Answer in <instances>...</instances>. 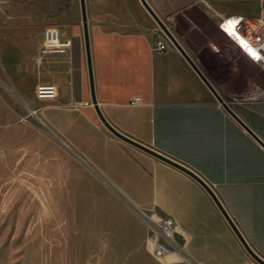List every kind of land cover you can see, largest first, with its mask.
Masks as SVG:
<instances>
[{
	"label": "crops",
	"instance_id": "crops-1",
	"mask_svg": "<svg viewBox=\"0 0 264 264\" xmlns=\"http://www.w3.org/2000/svg\"><path fill=\"white\" fill-rule=\"evenodd\" d=\"M129 1L148 17L140 0H98L97 14L92 13L89 20L95 95L101 111L123 134L198 173L215 190L253 251L264 259V148L181 53L170 44V51H154L160 35L156 28L123 29L122 5ZM147 1L164 21H184L199 36L203 35L194 13L221 30L226 17L255 18L264 11V0H256L253 7L251 0L230 5L216 0ZM60 29L71 40L68 51L39 60L44 29L34 54L21 51L20 41L1 42L5 44L1 58L5 81L16 89L22 104L33 103L30 108L36 110L39 126L66 140L82 160L69 154L104 186L114 187L146 213L172 216L190 263L259 264L196 179L118 138L102 123L92 101L82 25ZM234 44L238 57L219 54L216 58L222 61L224 87L239 80L236 92L242 99L234 102L224 92L219 94L264 141V87L257 84L264 72L256 66L251 69L253 62ZM40 84L54 85L56 97H34ZM136 97L139 100L134 102ZM5 117H9L7 109Z\"/></svg>",
	"mask_w": 264,
	"mask_h": 264
},
{
	"label": "rangeland",
	"instance_id": "rangeland-1",
	"mask_svg": "<svg viewBox=\"0 0 264 264\" xmlns=\"http://www.w3.org/2000/svg\"><path fill=\"white\" fill-rule=\"evenodd\" d=\"M86 2L90 20L92 13L97 14L98 0ZM128 3L122 5L125 31L152 25L168 41L167 51L171 46L180 53L149 14L144 17L134 2ZM257 4L250 1L252 7ZM193 18L203 36L184 21L165 23L215 89L230 101L241 100L236 92L239 80L224 87L222 61L216 58L219 54L236 58L238 48L206 18L197 13ZM75 23L82 25L80 0H0V264H192L174 254L155 256L144 211L131 208L91 176L71 151L39 126V117L21 119L33 103H18L5 89L1 42L20 41L21 51L34 54L40 31ZM250 65L261 70L255 63ZM257 84L264 87V75Z\"/></svg>",
	"mask_w": 264,
	"mask_h": 264
},
{
	"label": "built area",
	"instance_id": "built-area-1",
	"mask_svg": "<svg viewBox=\"0 0 264 264\" xmlns=\"http://www.w3.org/2000/svg\"><path fill=\"white\" fill-rule=\"evenodd\" d=\"M230 22H232L231 26H229ZM220 27L222 32L238 45L241 53L258 65L264 72V11L259 17L255 18H245L243 16L226 17L221 21ZM233 34L242 37L244 43L237 41ZM70 46L71 40L67 38L63 30L56 26H48L43 31V43L39 50L38 60L41 57L52 54H65ZM167 47V42L159 39L153 49L156 52L163 53L167 51ZM249 48L252 51H249ZM252 53H255V57ZM6 88L11 95L20 101V96L13 86L5 83ZM56 95L57 89L54 85L40 84L37 86L36 96L40 99H54ZM138 100L139 97H136L133 101L137 102ZM20 102L22 103V101ZM31 115L37 116L36 110L33 108L29 109L27 116H21V119L27 121ZM143 214L148 228V242L153 254L157 257L174 254L189 260L184 246L177 239L175 219L169 215L153 216L146 212H143Z\"/></svg>",
	"mask_w": 264,
	"mask_h": 264
},
{
	"label": "water",
	"instance_id": "water-1",
	"mask_svg": "<svg viewBox=\"0 0 264 264\" xmlns=\"http://www.w3.org/2000/svg\"><path fill=\"white\" fill-rule=\"evenodd\" d=\"M142 5L145 7V9L149 12V14L152 16V18L156 21V23L161 27V29L164 31V33L167 35V37L171 40V42L175 45V47L180 51V53L185 57V59L189 62V64L192 66V68L195 70V72L198 74V76L202 79V81L206 84V86L210 89V91L215 95V97L223 104L225 109L237 120L247 132L250 133V135L264 148V141L229 107L226 103H224L223 98L219 94V92L215 89V87L211 84V82L208 80V78L205 76V74L201 71V69L197 66L195 61L191 58V56L188 54V52L185 50V48L182 46V44L179 42V40L175 37V35L172 33V31L169 29L165 21L156 13V11L153 9V7L149 4L147 0H140ZM80 8H81V21H82V28H83V35H84V41H85V47H86V55H87V64H88V72H89V80H90V89H91V96L92 101L95 106V109L102 121V123L118 138L134 145L135 147L157 157L158 159L169 163L175 167L180 168L181 170L185 171L187 174L192 176L194 179H196L203 188L209 193V195L212 197L220 211L223 213L225 218L227 219L228 223L230 224L233 231L236 233L240 241L242 242L243 246L246 248V250L249 252V254L252 256L253 259H255L259 264H264V259L260 257L253 249L250 247V245L247 243L241 232L239 231L238 227L235 225L234 221L232 220L231 216L226 211L224 205L220 201L219 197L217 196L215 190L208 185V183L198 174L193 171L188 170L185 166L180 164L179 162L175 161L171 157H168L167 155L161 153L160 151L148 147L131 137L123 134L119 130H117L104 116L103 112L101 111L97 98L95 95V85H94V75H93V64H92V57H91V41H90V30H89V18H88V11H87V2L86 0H80ZM55 138L61 142L69 151H71L73 154H75L77 157H79L82 160V157L71 147V145L64 140L62 137H60L56 132H54ZM87 164V163H86ZM90 168L91 165L87 164ZM93 169V168H92ZM94 170V169H93ZM96 172V171H94ZM97 174V173H96ZM111 189L115 191L117 194H119L128 204L131 208L136 209V207L130 203L121 193L111 186Z\"/></svg>",
	"mask_w": 264,
	"mask_h": 264
},
{
	"label": "bare ground",
	"instance_id": "bare-ground-1",
	"mask_svg": "<svg viewBox=\"0 0 264 264\" xmlns=\"http://www.w3.org/2000/svg\"><path fill=\"white\" fill-rule=\"evenodd\" d=\"M227 28V27H226ZM228 30L229 31H231L230 30V28H228ZM231 33H233V32H231ZM235 37H236V39H237V41H239V42H241V43H244V39H242V37H240V36H237V35H235V34H233ZM249 51H252V49H248ZM150 248H151V246H150Z\"/></svg>",
	"mask_w": 264,
	"mask_h": 264
},
{
	"label": "snow or ice",
	"instance_id": "snow-or-ice-1",
	"mask_svg": "<svg viewBox=\"0 0 264 264\" xmlns=\"http://www.w3.org/2000/svg\"><path fill=\"white\" fill-rule=\"evenodd\" d=\"M231 23H232V22L229 23V26H231ZM252 55L255 57V53H252Z\"/></svg>",
	"mask_w": 264,
	"mask_h": 264
}]
</instances>
